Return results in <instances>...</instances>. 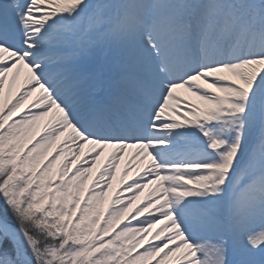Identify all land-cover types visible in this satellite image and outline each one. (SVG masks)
Listing matches in <instances>:
<instances>
[{
    "label": "snow or ice",
    "instance_id": "1",
    "mask_svg": "<svg viewBox=\"0 0 264 264\" xmlns=\"http://www.w3.org/2000/svg\"><path fill=\"white\" fill-rule=\"evenodd\" d=\"M0 264H264V0H0Z\"/></svg>",
    "mask_w": 264,
    "mask_h": 264
},
{
    "label": "rangeland",
    "instance_id": "2",
    "mask_svg": "<svg viewBox=\"0 0 264 264\" xmlns=\"http://www.w3.org/2000/svg\"><path fill=\"white\" fill-rule=\"evenodd\" d=\"M23 76L24 73L21 72L20 77L18 78L17 81V85L15 87H18L19 84L23 81ZM15 87H14V91H15ZM178 95L183 97L185 100L190 101L192 103H200L199 101H196L194 97L190 96L187 92H185L183 89L177 90ZM40 125L42 126V124L44 123V121L39 122ZM63 139V138H62ZM87 147V146H86ZM110 149H106L104 154L100 157V159L97 161V163L95 165H93V170L92 172L89 174L88 180L86 181L85 187H87L89 184L92 183L93 178L96 175V172L102 167L105 159L108 156V153L110 152ZM132 150L129 149L127 150L125 157L122 158L119 161V165L116 168V176L112 181L111 187L107 190V195L104 198L103 201V206L107 207L112 195L117 191L118 187L120 186V179H121V173L124 170L125 166L128 164V157L131 156ZM140 166L137 164V162L135 160H133L131 162V170L128 172V175L124 177L125 181H129L130 178L133 177V175L138 171V168ZM150 191V189L146 188L144 189L138 196L137 200L134 202L133 207L139 205L140 203H142L144 201L145 196L148 194V192ZM131 211V209L129 210Z\"/></svg>",
    "mask_w": 264,
    "mask_h": 264
}]
</instances>
